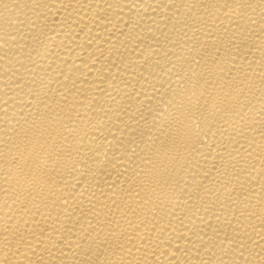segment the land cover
<instances>
[{"label": "bare ground", "instance_id": "1", "mask_svg": "<svg viewBox=\"0 0 264 264\" xmlns=\"http://www.w3.org/2000/svg\"><path fill=\"white\" fill-rule=\"evenodd\" d=\"M0 264H264V0H0Z\"/></svg>", "mask_w": 264, "mask_h": 264}]
</instances>
